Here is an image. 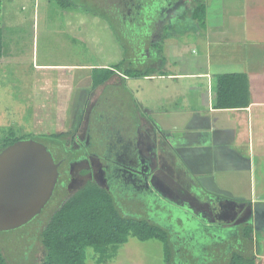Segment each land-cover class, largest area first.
Wrapping results in <instances>:
<instances>
[{
	"label": "crops",
	"instance_id": "0c3cea01",
	"mask_svg": "<svg viewBox=\"0 0 264 264\" xmlns=\"http://www.w3.org/2000/svg\"><path fill=\"white\" fill-rule=\"evenodd\" d=\"M92 1L100 4L101 11L83 12L72 7L66 23L72 29L77 25L78 32L85 23L89 25V41L103 47V53L93 49V56L101 54L100 62L35 64L39 70L58 71L55 84H40L41 75L35 79L33 92L43 95L40 104L51 99L56 103L59 94H65V110L59 117L53 116L54 123L64 127L68 115L63 111L68 110L72 79L66 90L59 89L63 83L60 72L65 66L89 71V84L80 83L77 97L75 118L77 113L80 117L71 127H78L84 107L93 100L88 108L89 128L83 132L90 144L87 154L97 157L108 145L115 150L122 144L137 149V156L155 173L162 192L156 200H138L139 206L174 204L188 209L193 217H210L203 221V232L216 240L215 245L219 243L218 248L223 247L208 262L226 258L236 244L241 251L248 248L237 242L241 226L232 234L235 227L215 217H251L253 240L246 251L256 255V264H264V0H152L153 6L149 0H130L131 9L128 5V9L119 8L122 0ZM199 6L204 8L201 19L197 17ZM113 23L126 42L113 38L110 44L123 47L122 57L108 64L110 44L107 35L105 47L101 38L109 27L115 29ZM137 42L138 53L131 48ZM137 54L139 64L145 58V65L135 76L137 71L132 72L129 66L132 58L129 62L126 58ZM117 64H121L120 69L114 68L102 83L91 86L94 76L106 75V69ZM166 64H173L175 70L167 69ZM230 73L246 76L248 105L214 107V76ZM135 80L137 88L126 86L127 81ZM164 82L168 83L162 88ZM45 118L43 121L49 117ZM58 132L65 131L43 134Z\"/></svg>",
	"mask_w": 264,
	"mask_h": 264
},
{
	"label": "rangeland",
	"instance_id": "374dc122",
	"mask_svg": "<svg viewBox=\"0 0 264 264\" xmlns=\"http://www.w3.org/2000/svg\"><path fill=\"white\" fill-rule=\"evenodd\" d=\"M10 2H15V0H3L2 6L3 50L0 57V138L6 131H16L19 135L25 134L26 136H33L35 134L38 135L53 132L55 130H64L65 132L71 130L67 133L65 149L68 151L70 146H72L78 150L81 156L76 161L71 160V167L68 170L69 177L65 183L66 191L70 194L90 179L102 186L104 183L102 181L103 175L99 173V160L95 157H91V155L87 154L88 156H84V154H82L84 151L88 152L87 148L89 143H85L87 139L83 132L84 129L87 130L88 128L90 119L88 108L93 100L90 99L86 107H84L83 113L81 112L82 116L74 133H72V131L76 126L73 129L71 128L80 117L79 113H77L78 117L75 118V111L78 106L77 97L80 91V83H82V85L89 84L87 78V76H89V71L65 66L66 68L60 72L63 83L60 87L58 86L59 89L62 87L66 90L70 86L69 81L72 79V86L70 87L72 88V94L68 101V110L63 111L68 115L64 127H60L56 122L54 123V119L56 116L59 117L62 110H65V94L60 93V99L56 103L54 99L50 98L51 100L48 104H40L43 100V95H38V92H33V85L35 79L39 80L40 75V84L44 82L48 85L50 81L52 84H55L58 81L55 77V75L58 76V71L56 69L48 68L46 70H39L35 64L76 65L82 62H100L99 60L102 58L100 53L104 52L103 47L95 41H89L90 38L88 34L91 32L89 30V25L86 23L83 27H80L79 32L77 25L74 29L67 26L66 16L71 14L69 11L70 8L62 9L60 4H57L54 0H17L15 5L10 4ZM70 2V5L77 6L79 10L83 12L101 11V7L98 4H94L91 0H70ZM98 16L104 19L108 18L106 15L103 16L98 14ZM113 25L115 28L114 30L109 27V32L102 35L101 40L104 42V47L106 45L105 35H107L108 45L114 39L116 42H121L122 44L125 41H122L123 39L120 36V31L116 28V24L113 23ZM97 35H99V33H97ZM138 44L137 42V44L134 45L136 46L135 48L131 47L137 50L136 53L139 52V48H137ZM94 48L100 52L98 56H93ZM120 48H114V45L110 44V58L106 61L108 64L119 62V58L122 57V55H120L122 49ZM129 50L130 46L127 47V51ZM126 56L127 55L124 57ZM124 57L123 59H125ZM127 58L126 60L128 62L129 59L132 58L129 62L132 72L140 70L145 65V58H143L141 65L139 64V54ZM165 67L171 71L175 70L173 69V64H166ZM166 83L164 82L162 88H165ZM137 85L138 81L136 80L126 82V86L130 88H137ZM37 89L42 90L40 87ZM153 102H157V100ZM35 105L37 108H35ZM42 107H48V109H42ZM45 117H49L47 121H43L46 120ZM80 147L83 149H80ZM154 174L155 173H153V175ZM117 193L118 191H116V194ZM52 195L53 198H51V202L48 204L49 206H47V208L45 207L44 215L38 217L35 223L28 226L21 234L23 236L21 239H26L25 243L22 244V249L24 254L27 255L26 257H32L31 261H34L33 264H40L45 254L42 245L37 241V235L39 229H41L45 220L49 217V213L51 212L50 208L52 206L56 207L58 204V197L55 198L58 195H56V193ZM129 205L133 207L135 203L129 202ZM154 206L151 207L146 205V209L150 211ZM137 208L138 211H140L143 207L137 205ZM220 208L227 209L226 207ZM187 210L177 207L174 204H171L170 207L160 205L158 213L151 211L150 214L146 215L149 216L148 218H150L151 221L156 222V224L162 228L170 230L173 234L172 257L174 262L171 261V264H184L182 262L184 260L186 261L185 264H189V260H187L188 255L194 257L198 264L211 261L218 256V250L219 248L222 249L223 244L219 245L218 248L217 244L219 243L215 245L216 240L213 237L209 239L204 234L202 226H200V228L199 224H197L199 217L191 216V212ZM162 211H165V213ZM232 216L215 217V219L223 222V224L232 223L233 225L236 220L235 217ZM202 218L201 224L203 225V221H207L210 217ZM250 225L253 227L252 223ZM205 226L206 225H204V227ZM214 229L216 230L217 228H211V230ZM224 234L226 236V233ZM15 236L16 234H12L11 231L0 232V240ZM237 242L239 245H243V243L247 241L240 236ZM30 243H32V245L29 250L27 245H30ZM0 244L2 245L1 249L3 254L8 259L7 264H25L23 262L20 263V260H17V258L13 259L15 258V252L13 253L14 250L8 243L4 241ZM237 247V244L233 246V248ZM257 248L261 250V245H257ZM9 249L11 251H9ZM89 254L90 250L87 252L85 264H166L163 259L162 243L157 239L140 241L131 237L125 243L117 247L113 256L109 254V256L100 262H97L95 258ZM9 256L12 257L10 258Z\"/></svg>",
	"mask_w": 264,
	"mask_h": 264
},
{
	"label": "trees",
	"instance_id": "16d2710c",
	"mask_svg": "<svg viewBox=\"0 0 264 264\" xmlns=\"http://www.w3.org/2000/svg\"><path fill=\"white\" fill-rule=\"evenodd\" d=\"M54 1L60 4L62 9L76 7L70 5V0ZM92 2L97 4V2ZM98 5L100 6V4ZM2 6L3 0H0V57L3 50ZM199 9L200 14L197 17L201 19L204 8L199 6ZM114 68L120 69L121 64H117L113 68H107L106 75L102 77L94 76L91 86L95 87L102 83L107 76L113 73ZM125 72L128 75L132 74L130 70H125ZM135 74V76L139 75V71L135 72ZM214 79V107L231 108L248 105V84L244 74H218L214 76ZM76 129L77 127L74 131ZM24 138H33L44 143L53 152L56 160L65 158L63 163L65 166L60 168L64 174L68 160L75 159L79 155L78 150L72 146H70L68 151L65 149L66 132L26 136L25 134L19 135L16 131H6L0 138V150ZM67 179V175H64V177L60 176L59 184L55 186L53 191L54 194L58 195H55V198L58 197V204L56 207L52 206L50 208L49 217H47L37 235V241L42 245L45 252L40 264H85L88 250H90L89 255L94 257L97 262H100L109 254L113 256L117 247L131 237L140 241L159 240L163 246L164 262L171 264V261H173V234L170 230L160 227L156 222L148 218L149 216L146 214H150L151 211L146 209V207L138 211L137 205H139V202H134L135 206L131 207L126 199L127 196L118 195L117 197V194L100 186L91 179L69 194L65 189V185L61 184L62 182H67ZM51 198H53V195ZM49 202H51V199ZM49 202L45 206L46 208L49 206ZM45 207L41 211L43 213L37 215L29 223L9 230L12 234H16L15 237L0 240V243L5 241L12 247L13 253L15 252V258L13 259L17 258L20 263L33 264L34 262L31 261L32 257L28 258L24 254L22 244L25 243L26 239H21L23 237L21 234L28 226L35 223L38 217L44 215ZM240 226V236L247 241L242 246H248L246 250H249L253 240L252 226L250 224H242ZM31 245L32 243L27 245L29 250ZM1 246L0 244V264H7L8 259L3 254ZM238 247L232 248L226 258L222 257V260L218 262L206 261L202 264H256V255L247 252L245 249L241 251ZM9 251L11 250L9 249ZM12 256L9 257L11 258ZM187 258L189 264H198L191 255H188ZM182 262L185 264L186 261Z\"/></svg>",
	"mask_w": 264,
	"mask_h": 264
},
{
	"label": "water",
	"instance_id": "95a60500",
	"mask_svg": "<svg viewBox=\"0 0 264 264\" xmlns=\"http://www.w3.org/2000/svg\"><path fill=\"white\" fill-rule=\"evenodd\" d=\"M60 163L44 143L33 138L0 150V232L22 227L41 212L53 194Z\"/></svg>",
	"mask_w": 264,
	"mask_h": 264
},
{
	"label": "flooded vegetation",
	"instance_id": "af4514ba",
	"mask_svg": "<svg viewBox=\"0 0 264 264\" xmlns=\"http://www.w3.org/2000/svg\"><path fill=\"white\" fill-rule=\"evenodd\" d=\"M149 2H150L149 4H151L152 0L151 1L149 0ZM142 4L143 6H146L144 2ZM114 5H116V3ZM125 5H128L129 9H131L130 0L120 1L119 8L122 9V6H125ZM128 7L125 6L126 9H128ZM135 7L137 8V5ZM85 143H88V140ZM80 149H83V148L80 147ZM82 154H84V156H88L87 151H84ZM137 154H138L137 149L135 150H133L132 148L128 149L124 144H122L120 145L119 149H116V150H115V147L114 148L112 147L111 149L110 145H108L105 148V150L102 152V154L97 155V157L95 158L99 160L98 162L99 173L103 175L102 181L104 184H102V186L108 190H111L114 194H116V191H118L117 195L122 196V197L127 196L126 198H127V201L129 202L134 203V202H138V200L142 202H145V201L150 202L152 200H156L157 197L159 198L158 194L162 193L159 190V186L157 185L158 182L156 181V175L155 177L153 176V172L150 166L147 167L143 163V161L137 156ZM80 156L81 155H78L77 158L75 159L73 158L72 160L76 161L79 159ZM115 157H118V158H115ZM55 161L61 162L58 167L59 172H60L58 181H60V176L62 175H67L69 177L68 170L71 167L72 161L68 160V162L66 163L65 174L60 170L61 167L65 166V164H63L65 161V158H61L58 160L55 159ZM151 175L153 177L152 180H150ZM58 181L56 185L59 184ZM65 183L66 182H62L61 184L65 185ZM130 196H132L133 198L131 199ZM139 196H141V200L139 199ZM154 208L152 210L150 208L149 209L150 211H154V213L155 212L158 213L159 206L154 207ZM41 211H43V209ZM41 213L43 212H40L39 214ZM202 219L203 218L201 217H199L198 219L199 221L197 224H199V227L200 226L203 227V225L201 224ZM235 220H236L235 223H233V226L235 227L234 228L235 232H232V234L237 233L236 226L237 227L240 226V223H246V224L250 223L251 224V217H235Z\"/></svg>",
	"mask_w": 264,
	"mask_h": 264
}]
</instances>
